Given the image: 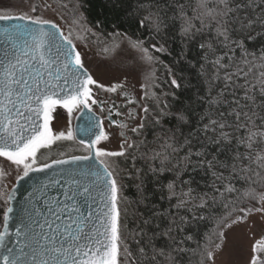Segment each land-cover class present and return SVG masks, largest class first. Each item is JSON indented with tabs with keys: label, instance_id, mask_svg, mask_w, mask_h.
<instances>
[{
	"label": "snow or ice",
	"instance_id": "1",
	"mask_svg": "<svg viewBox=\"0 0 264 264\" xmlns=\"http://www.w3.org/2000/svg\"><path fill=\"white\" fill-rule=\"evenodd\" d=\"M138 16V27L149 37L147 41L134 42V47L143 54L142 59L153 61L150 53L172 55L177 72L189 68L207 83L203 102L208 107L188 135L184 134L183 127L192 123L191 118L182 109L172 111L169 104L153 116L151 133L143 120L130 130L133 133L143 130L145 135L155 136L159 148L152 149L153 158H159L164 167L174 154L182 153L189 165L195 160L208 169L222 168L223 171L212 172L216 180L223 181L228 173V183L216 187L215 192L238 193L232 180L248 183L253 176L262 175L260 169L264 168V71L256 77L250 61L247 68H241L235 59L237 49L247 56L246 44L257 35L264 36V0H142ZM12 20L26 22L0 29V158L15 166L20 173L18 181L29 178L30 173L51 170L52 174L33 181L14 234L8 228L13 208L8 206L4 210L0 264H122L121 252L129 250L121 247L120 188L112 162L105 158H127L128 149L137 145L125 137L120 151L100 147L108 135L92 109V105L99 104L94 98V88L109 92L117 89L115 86L105 88L93 78L71 39L55 23L0 14V21ZM177 26L182 43L188 42L186 48L178 51L166 47L167 40L161 37L162 32L165 37L175 33ZM97 27H102V22H98ZM192 49L196 50L194 56L189 54ZM261 59L264 60V53ZM232 66H236L235 72L229 71ZM250 73L258 85L249 79ZM169 74L171 86L176 90L172 93L173 99L179 101L183 85L176 72L170 70ZM203 92L201 87L200 93ZM57 107L65 109L69 116L74 109L83 113L81 118L85 123L77 131L87 154L42 163V150H52L57 142L75 139L71 127L67 132H56L50 126L51 114ZM141 107L144 113L149 112L148 107ZM166 123L169 127L165 130ZM225 152L229 155L220 161L219 156ZM210 153L214 154L212 160L208 159ZM132 160L135 164L134 156ZM86 161L90 162L86 169L81 168ZM61 183L64 199L47 197L45 190ZM197 187L187 167L177 169L176 177L167 184L168 199H175L176 204L170 206L185 209V213L179 220L170 212L160 213L161 217H172L163 231L159 230L160 224L151 231L154 221L151 217L145 218L141 239L137 241L142 255L147 257L148 249L154 247L153 242L163 237L165 247L161 251H169L171 264H181L179 254L185 251L181 245L185 239L193 238L194 229L199 227L197 221L204 219L198 210L208 207L209 198L216 199L215 194L209 196L207 192L197 197ZM42 198L46 211L37 206ZM11 199L9 196L8 201ZM260 200L264 201V195ZM241 219L237 217L232 223ZM220 236L223 240L227 238L223 232ZM257 251H264V244L254 246L253 252ZM206 256L208 260L215 259L213 251H207ZM250 264H258L255 255Z\"/></svg>",
	"mask_w": 264,
	"mask_h": 264
},
{
	"label": "trees",
	"instance_id": "2",
	"mask_svg": "<svg viewBox=\"0 0 264 264\" xmlns=\"http://www.w3.org/2000/svg\"><path fill=\"white\" fill-rule=\"evenodd\" d=\"M75 4L85 20V22L96 32L103 35L119 34L128 37L132 40L143 39L148 40V34L144 29H140L137 24L138 10L141 7L142 0H70ZM169 12V16H171ZM110 21H117L116 24L109 23ZM102 22V27H97V23ZM179 26H177L175 33H170L167 37L163 32L161 37L167 40L166 47L175 48L177 51L181 47H187V41L182 43L179 36ZM175 36V39L172 36ZM255 35V33H254ZM248 55L244 56L240 49H237L236 65L241 68H247L250 61L256 77H259L260 72L264 71V60L261 59L264 53V36L257 35L256 39L249 41L246 44ZM195 49L190 51V55H195ZM160 62L163 64L165 71L159 77V84L165 81L166 88L163 89L157 96L158 101H161V108L165 104L171 106L172 111L178 108L182 109L191 118L192 123L183 127V132L188 135L189 129L197 127V120L199 116L204 113L208 105L203 102V95L207 94V83L202 78L197 77L194 71L185 68L183 71H176L177 65L173 56L169 53H154ZM171 71L176 72L177 78L180 79L183 85L180 90L179 101L173 99L172 93L176 91L171 86L172 76ZM223 71V70H221ZM229 71L235 72L236 66L230 67ZM249 79L253 83H257L253 79L251 73ZM243 83V81H241ZM204 88L203 94L200 93V88ZM216 91H219L217 89ZM149 112L145 113L143 122L148 127V132H152L153 116L155 109L149 105ZM160 108V109H161ZM169 124L164 125L165 130ZM156 131H159L157 127ZM202 132V126H201ZM179 135V133H178ZM141 136V137H140ZM137 141V150L134 148L130 153V158L122 176V185L119 186V208L121 212V219L123 221L122 233L123 240L121 242L122 248H127V253L121 252L120 260L125 259L127 264H171L170 253L168 250L161 251L165 247V238L158 237L153 243L154 247L148 249L147 257L139 252L141 245L137 243L141 239L140 232L145 227L143 220L151 217L154 223L151 225V231H155L156 224H160V231L168 225L172 219L171 216L161 217L160 213H172L177 220L180 215L185 213V209H177L174 206L176 200L169 201V192L167 184L171 182L177 175V169H184L187 167L189 175L195 177L197 182V197L202 196L204 192L209 193V196L215 194L216 199L211 198L207 200L208 207L198 210L204 216L202 221H197L199 227L194 229L193 238L191 240L185 239L184 244L181 245L185 249L180 253L181 264H209L206 252L212 251L221 241L220 233L225 226L237 217L243 215V212L248 208L254 207L257 204L260 194L264 191V168L260 169L262 175L253 176L252 180L245 183L244 180H232L238 193L229 194L224 192L223 195L215 192V188L222 184L228 183V173H225L223 181L216 180L212 172L223 171L217 166L216 169H208L206 165L200 166L192 160L191 164L183 159V154L173 155L170 161H167V167L160 163V159L153 158L152 149H158L159 144L152 134L145 135L143 130L139 133ZM145 140L147 143H145ZM130 152V151H129ZM134 152V155H133ZM147 153V155H143ZM213 153L208 156L209 160L213 159ZM225 152L219 156L220 161H224L228 156ZM135 157V164H133L132 157ZM164 167V171L160 169ZM155 169V171H153ZM193 169H195L193 171ZM187 179V176H185ZM196 187V185H193ZM187 191V186L184 187ZM179 191V186L177 188ZM199 203V199H197ZM7 208L6 200L0 199V229L2 226L3 212ZM149 231L148 235H151ZM175 235V232L173 233ZM183 238V236H182ZM148 237H144L147 242ZM155 257V259H153ZM258 264H264V251L258 252Z\"/></svg>",
	"mask_w": 264,
	"mask_h": 264
},
{
	"label": "rangeland",
	"instance_id": "3",
	"mask_svg": "<svg viewBox=\"0 0 264 264\" xmlns=\"http://www.w3.org/2000/svg\"><path fill=\"white\" fill-rule=\"evenodd\" d=\"M0 14L39 18L55 23L64 35L71 39L72 44L81 54L84 67L93 78L105 88L115 86L117 89L115 92H109L94 88V98L102 103L110 100L119 103L128 102V106L133 109L137 117L135 126L144 119L145 113L141 106L149 107L150 105L153 110L155 109V113L160 110L161 101H158L157 96L162 88H166V85L164 79L163 84H159V77L165 74V68L158 57L150 53L154 56V60L148 62L142 59L143 54L134 47L135 40L119 34L103 35L96 32L85 22L79 8L70 0H0ZM58 110L59 113L52 115L50 126L56 132H67L65 109ZM56 112H58L57 108L53 113ZM108 130L107 128L106 134ZM132 136L130 135L129 142L137 145L141 136L139 137V133H133ZM60 143L66 145L61 147ZM122 143L120 138H108L101 143L100 147L105 150L120 151ZM57 148L62 150L57 152ZM75 150H79V147L74 139L60 141L52 150H42L44 155L40 157V160L43 162ZM132 150L134 151L131 149L129 153H132ZM129 158L130 155L127 158H105L112 162L111 168L114 170L119 186L122 185V176ZM19 174L14 165L0 158V199L6 200ZM261 195H264V191ZM260 196L256 206L245 210L239 222L232 223V220L221 231L227 238L226 240L221 238L218 244L220 247L212 250L215 253V259L210 260L209 264H250L253 255L258 260L259 251L254 253L253 247L264 244V201L260 200ZM121 262L127 264L124 258Z\"/></svg>",
	"mask_w": 264,
	"mask_h": 264
},
{
	"label": "flooded vegetation",
	"instance_id": "4",
	"mask_svg": "<svg viewBox=\"0 0 264 264\" xmlns=\"http://www.w3.org/2000/svg\"><path fill=\"white\" fill-rule=\"evenodd\" d=\"M128 105H129L128 102L119 103L115 100H110L109 102H106V103L99 102L98 105L92 106L93 113L102 122V127L104 131L106 132L107 128L109 129L107 132L108 138H114V137H116L117 139L120 138L122 139V142L124 143L125 137H127L128 142L130 140V135L131 137H133L132 136L133 132L130 129L132 127H135L134 122L137 120V117L133 113V109L130 108ZM58 109L59 107H57L58 112L51 114V120H52V115H55L60 112ZM65 114H66L65 121H66L67 130L69 129V127H71L72 130H74L75 120L77 116L80 114V111L78 109H74L71 116H69V114L65 110ZM125 125L127 127H124ZM121 133H123V136L121 135ZM65 143L67 144V142ZM66 144L61 145L60 143V146L62 147V146H65ZM76 145L79 147V150H75L72 153L69 152L64 155H59L53 159L70 158L73 155H86L87 154V149L84 147L83 144L76 142ZM61 150H62L61 148L59 149L57 148V152ZM50 160L51 159H48L43 162H50Z\"/></svg>",
	"mask_w": 264,
	"mask_h": 264
},
{
	"label": "water",
	"instance_id": "5",
	"mask_svg": "<svg viewBox=\"0 0 264 264\" xmlns=\"http://www.w3.org/2000/svg\"><path fill=\"white\" fill-rule=\"evenodd\" d=\"M26 21L23 20H12V21H8V22H3L0 21V29H3L4 27H8L10 25H14V24H24ZM48 27V26H45ZM2 39V38H0ZM83 116V113L80 112V114L77 116L76 120H75V124H74V136H75V141L80 143V136L78 134V129L80 127H82L85 123V120L82 119L81 117ZM96 117V116H95ZM97 121H100L97 117H96ZM85 143L87 142V138H85ZM82 144V143H81ZM90 162L86 161V162H82L81 164V168H85L87 167V165ZM75 167V166H73ZM51 170H49L47 173H30V177L29 178H25L24 180H17L15 182L14 187L10 190V192L8 193L7 197H6V201H8V197L12 196V199L10 201L7 202V207L11 206L13 208V212L10 214V219L8 222V228H9V232L13 233L15 232V228L16 225L18 223V217L20 215H22V206L26 203V197L28 196V193L32 190V186H33V181H37L41 178H44L45 176H50ZM57 179H60V177H57ZM63 188V183L61 184H56L53 186H50L48 189H46L45 191L47 192V197L53 198L55 200H63L64 196L63 193L61 191V189ZM44 198H42L40 201L37 202V206L44 209L45 211L47 210L44 206V202H43ZM95 207V205L93 206ZM3 227H4V221L2 220V226L0 231H3Z\"/></svg>",
	"mask_w": 264,
	"mask_h": 264
}]
</instances>
